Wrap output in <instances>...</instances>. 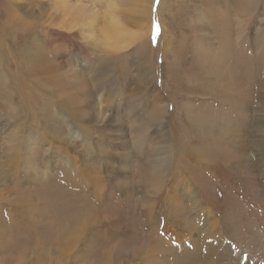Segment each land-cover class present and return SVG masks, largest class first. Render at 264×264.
<instances>
[{
    "label": "rangeland",
    "instance_id": "rangeland-1",
    "mask_svg": "<svg viewBox=\"0 0 264 264\" xmlns=\"http://www.w3.org/2000/svg\"><path fill=\"white\" fill-rule=\"evenodd\" d=\"M220 1L0 0V264H264V0Z\"/></svg>",
    "mask_w": 264,
    "mask_h": 264
},
{
    "label": "bare ground",
    "instance_id": "bare-ground-1",
    "mask_svg": "<svg viewBox=\"0 0 264 264\" xmlns=\"http://www.w3.org/2000/svg\"><path fill=\"white\" fill-rule=\"evenodd\" d=\"M14 2H16V1H13V3ZM10 4H9V8L12 10V14L10 15V19H12L13 17L14 18H18V17H20V18H25L26 17V15H25V17L21 14V13H18V10L20 9V7H18L17 5L18 4H16V3H14V5H13V3L12 2H9ZM220 3L222 4L223 3V7L222 8H220V9H217V15H218V20H219V22H221V21H223L224 19H225V17L223 16V13H224V10H225V8H231V4H233V2H231V1H228V0H222V1H220ZM213 8V7H212ZM213 12H215V11H213ZM27 13L28 14H33L34 13V10H27ZM216 13V12H215ZM13 18V19H14ZM115 21V20H114ZM232 27V26H231ZM106 29V28H105ZM221 35H223V37H224V39H223V41H222V53H221V55H218V54H215V57H214V60L216 61V63H218L220 66L219 67H216V68H218L217 70H219V68H220V71H224V72H226L227 74H229L230 75V79L228 80V81H221L223 84L221 85V86H223L224 84H225V87L227 88L225 91L227 92V91H230V89L232 88V87H234V89L233 90H239V92H238V94L237 95H239V96H241V93L243 94V95H245L246 94V92H248V90H246L245 89V83H244V76L242 75V73L243 72H245V70H244V68L245 69H247L246 68V66H247V62H245V59H244V57L242 58V57H240V55H241V53L239 52H237V50H235V55H236V57L235 56H233L232 54H230V53H228L229 52V50H228V48H230L229 46H231V42L228 40V36H230V33H231V30L230 29H228L226 26H225V28L224 29H222L221 30ZM220 33H218V35L220 36ZM232 36V35H231ZM232 48V52H233V47H231ZM34 52V51H33ZM231 52V53H232ZM227 53V54H226ZM32 55V57H35L36 55H34V54H31ZM243 59H244V61H243ZM33 61V60H32ZM212 62V61H211ZM230 62V63H229ZM217 75H218V73H217ZM225 79H227V76H226V78ZM20 81V80H19ZM227 84H230V86H228ZM231 84L233 85V86H231ZM235 84H237L236 86H235ZM12 90V89H11ZM25 90V89H24ZM236 90V91H237ZM13 91V90H12ZM84 92V91H83ZM237 95H236V97H237ZM247 100V99H246ZM246 100H244V102L246 101ZM240 102H241V100H240ZM243 102V101H242ZM244 102H243V104H237V101L235 102L238 106H237V108H242L243 109V105H244ZM71 103V102H70ZM234 106H235V104H234ZM246 107V106H245ZM192 111V110H191ZM47 116V115H46ZM43 119V118H42ZM244 119H245V117H244ZM43 124H45V123H47V120L45 121H43L42 122ZM51 122L49 121V125L51 126V128H49V127H47V125L44 127L45 128V130H47L48 132H50V133H52V135H54L55 137H58V138H60L61 136H64V135H62L63 133L61 132V129H60V126L58 125V126H56V127H54L53 126V124H50ZM53 123V122H52ZM48 125V126H49ZM64 128V127H63ZM15 130V129H14ZM64 130V129H63ZM230 131V130H229ZM75 133H76V131L74 130V131H72V136L73 137H75ZM12 134V133H11ZM17 134V133H16ZM230 134V133H229ZM18 135H19V133H18ZM12 140V139H11ZM14 140V139H13ZM15 144V143H14ZM12 146H14V145H12ZM16 146V145H15ZM15 148V147H14ZM197 150V149H196ZM197 153H199V152H197ZM16 163V162H15ZM99 167V166H98ZM75 178V177H74ZM102 179V178H101ZM103 180V179H102ZM97 181L99 182V179H97ZM101 182V181H100ZM101 185V184H100ZM76 186V185H75ZM72 187H73V184L71 185V189H72ZM95 187V186H94ZM52 188V187H51ZM61 189H63V188H61ZM95 189H98V188H95ZM66 190V189H65ZM92 190V189H91ZM101 190V189H100ZM94 191V190H93ZM78 192V191H77ZM97 192L98 193H101L100 191H98L97 190ZM69 193V192H68ZM96 193V192H95ZM64 194V193H63ZM73 194V193H72ZM1 195V194H0ZM45 195H47V197H49L50 199H51V201L50 202H48V203H51L50 205H51V207L52 206H54V207H52L53 209H55V205H54V202H53V196H52V193L51 192H47V193H45ZM98 195V194H97ZM60 196V195H59ZM65 196V195H64ZM101 197V196H100ZM126 197V196H125ZM97 198V197H96ZM20 199V198H19ZM65 199V198H64ZM16 200V199H15ZM26 202H27V200L24 198V205L25 206H29V204H26ZM31 202V201H30ZM14 203V202H13ZM19 204V203H18ZM20 205V204H19ZM232 205V204H231ZM230 206V205H229ZM77 207H79V206H77ZM89 207H91V208H93V209H95V211L94 212H97V210H99L98 208H96L95 206H93V205H89V204H87V206L85 207V209L83 210L82 209V207H80V208H78V210H80L79 212L81 213V215H78V217L76 218V219H71L70 220V225H69V227H65L64 226V229H63V235H62V239H64L65 237H68V239H64L63 241H61V240H59L60 241V245L59 246H61V247H70V243H72V241H78L79 240V236L78 237H76V236H74V235H70L69 233H71V232H75L76 230H78L80 227V225L82 226L83 225V221L85 220V221H87L86 220V218H85V216L86 217H89V215H91V210L89 209ZM48 208H49V206H48ZM117 208V207H116ZM111 209V208H110ZM240 209H241V205L240 204H233V206H232V208H228L227 209V212H226V215L228 216V217H232L233 215L235 216H239V217H241V215L242 214H240L241 212H240ZM49 210V209H48ZM47 210V214H49L48 211ZM63 210V209H62ZM86 210V211H85ZM107 210V209H106ZM112 210V209H111ZM113 210H114V208H113ZM24 211V210H23ZM53 211V210H52ZM60 211V210H59ZM115 212H116V210H114ZM90 213V214H88V213ZM109 212H110V210H109ZM117 213V212H116ZM57 214V213H56ZM83 214V215H82ZM22 215H24L23 213H22ZM52 213H50L48 216H47V221H48V225H46V226H44V227H40V226H38L39 228L38 229H36V232H35V235H34V233H33V236H32V244H43L44 243V245H49V243L50 244H54L55 242H54V239H53V237H52V234L51 233H54L53 232V230H52V228H51V226H52V221H53V217H52ZM60 216V215H59ZM59 220V219H58ZM83 220V221H82ZM23 221V220H22ZM26 221V220H25ZM237 221V220H236ZM240 221V220H239ZM238 223V222H237ZM53 224H55V223H53ZM67 223H65V225H66ZM89 223H86L85 224V227L88 225ZM59 225V224H58ZM63 225V224H62ZM237 224H234V226H236ZM239 225V227L241 228V225L240 224H238ZM31 226L32 225H30V228H31ZM60 226V225H59ZM48 228V230H46L45 228ZM53 227V226H52ZM112 229H115V226H110ZM26 228H28V227H26ZM34 228V227H33ZM242 229V228H241ZM199 230V229H198ZM55 231V230H54ZM79 231V230H78ZM98 230H96V232H94L93 234H96V236H97V234H98V232H97ZM238 227L236 228V232H234V233H238ZM31 232V231H30ZM80 232L82 233L83 231H82V229L80 230ZM100 232V231H99ZM197 232H200V230L199 231H197ZM216 233H217V231H214L212 234L213 235H216ZM3 234V233H2ZM56 235V234H55ZM80 235V234H79ZM218 236H220V233L218 234ZM55 237V236H54ZM87 237V236H86ZM100 238V237H99ZM109 238H110V236H109ZM56 239V238H55ZM96 240V239H95ZM207 240V241H206ZM206 240H204V239H202V241L203 242H206L205 244H206V246H208V247H212V245H216V242L214 241V240H210V239H208V238H206ZM88 243L90 244L88 247L90 248V247H93V244L94 243H92L91 241H88ZM23 244V243H22ZM201 249H203L204 250V245L203 244H201L200 246H199ZM38 249V251L40 250V247H38L37 248ZM200 249V250H201ZM199 250V251H200ZM203 255H205V254H203ZM198 258V259H197ZM196 258V264H205L204 262V259L203 260H201L202 258L201 257H199V255H198V257Z\"/></svg>",
    "mask_w": 264,
    "mask_h": 264
},
{
    "label": "snow or ice",
    "instance_id": "snow-or-ice-1",
    "mask_svg": "<svg viewBox=\"0 0 264 264\" xmlns=\"http://www.w3.org/2000/svg\"><path fill=\"white\" fill-rule=\"evenodd\" d=\"M158 27V26H157Z\"/></svg>",
    "mask_w": 264,
    "mask_h": 264
}]
</instances>
